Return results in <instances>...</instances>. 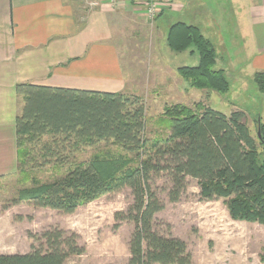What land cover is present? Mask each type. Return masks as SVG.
Instances as JSON below:
<instances>
[{
  "label": "trees",
  "instance_id": "1",
  "mask_svg": "<svg viewBox=\"0 0 264 264\" xmlns=\"http://www.w3.org/2000/svg\"><path fill=\"white\" fill-rule=\"evenodd\" d=\"M166 43L173 51L190 48L189 53L198 54L196 65L177 67L190 86L228 91L223 69L215 66V47L196 25L171 23ZM253 80L264 94V72L254 73ZM15 91L17 170L26 176L45 167L65 169L51 181L31 176V185L18 190V199L35 208L71 213L104 192L129 188L131 203L115 214L133 224L127 264H192L183 240L153 228L162 206L152 182L160 175L173 186L170 199L178 197L187 177L195 178L201 198L222 199L230 218L264 225L260 116L252 133L243 110L233 108L226 114L199 101L193 106L176 102L163 107L167 135L148 137L145 101L139 94L29 82L17 83ZM100 142L115 145L119 156L80 157ZM37 240L29 252L0 253V264H64L69 255L84 251L74 234L57 227L43 231Z\"/></svg>",
  "mask_w": 264,
  "mask_h": 264
},
{
  "label": "rangeland",
  "instance_id": "2",
  "mask_svg": "<svg viewBox=\"0 0 264 264\" xmlns=\"http://www.w3.org/2000/svg\"><path fill=\"white\" fill-rule=\"evenodd\" d=\"M80 5L82 9L88 7L86 0H82ZM189 9H182L177 19L196 25L203 36L209 37L207 30L211 28H205L201 19L206 14L204 8L198 7L194 12L192 7ZM186 12L195 13L194 19L185 17ZM213 13L219 14L218 9H213ZM226 14L229 15V10ZM226 14V21H229ZM154 16L140 21L141 26H137L138 21L133 18L122 22L115 37L120 47V64L128 81L125 86L128 92L141 95L145 101V135H167V117L163 114L165 105L180 102L193 106L198 101L212 108L245 111V121L250 131L255 133V118L261 116L264 120V94L258 91L253 80L254 73L258 71L226 70V63L222 66L220 61L224 48L221 50L214 46L215 66L223 69L229 83L228 91L218 93L190 86L178 73L177 67L196 65L198 54L189 53L190 48L181 52L171 50L166 43L167 30L157 29ZM210 21L213 22L209 25L216 26L220 18H216V22L214 19ZM167 22L163 21L162 26ZM117 150L110 142H100L85 150L80 157L85 159L96 153L118 157ZM64 170L45 167L23 176L16 168V171L0 176V253L29 252L43 231L57 227L74 234L77 243L84 248L81 254L69 255L64 264H127L128 238L133 224L117 219L115 214L125 212L131 203L129 188L104 192L94 200L82 203L71 213L47 207L35 208L18 199V190L31 185V176L40 182L51 181L62 175ZM152 186L162 206L154 215L153 228L161 235L183 240L191 254L192 264H264L260 258L264 256V228L261 224L233 220L222 199L201 198L195 178L185 179L175 199H170L169 192L173 186L167 176H157Z\"/></svg>",
  "mask_w": 264,
  "mask_h": 264
},
{
  "label": "crops",
  "instance_id": "3",
  "mask_svg": "<svg viewBox=\"0 0 264 264\" xmlns=\"http://www.w3.org/2000/svg\"><path fill=\"white\" fill-rule=\"evenodd\" d=\"M98 1L97 6L82 9V0H0V176L17 168V83L128 92L115 37L126 20L133 18L141 26L140 21L147 19V0ZM188 7L193 12L204 8L201 19L205 28H211L207 37L215 47L224 48L220 61L226 70L264 71V0H158L157 29L166 31L173 21H184L177 16ZM213 9L219 14L213 16ZM194 14L186 12L185 17L193 20ZM216 18L220 22L209 25Z\"/></svg>",
  "mask_w": 264,
  "mask_h": 264
},
{
  "label": "built area",
  "instance_id": "4",
  "mask_svg": "<svg viewBox=\"0 0 264 264\" xmlns=\"http://www.w3.org/2000/svg\"><path fill=\"white\" fill-rule=\"evenodd\" d=\"M110 4H115L117 2V0H107ZM157 1L158 0H147L146 2V16L148 18H152L155 14L156 11V7H157ZM99 4L98 0H90L88 2L89 7H94L97 6Z\"/></svg>",
  "mask_w": 264,
  "mask_h": 264
},
{
  "label": "water",
  "instance_id": "5",
  "mask_svg": "<svg viewBox=\"0 0 264 264\" xmlns=\"http://www.w3.org/2000/svg\"><path fill=\"white\" fill-rule=\"evenodd\" d=\"M257 134H258V136H260V134H259V130L257 131Z\"/></svg>",
  "mask_w": 264,
  "mask_h": 264
}]
</instances>
